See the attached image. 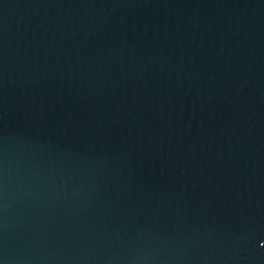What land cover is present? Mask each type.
<instances>
[{"label": "water", "instance_id": "obj_1", "mask_svg": "<svg viewBox=\"0 0 264 264\" xmlns=\"http://www.w3.org/2000/svg\"><path fill=\"white\" fill-rule=\"evenodd\" d=\"M0 264H264V0H0Z\"/></svg>", "mask_w": 264, "mask_h": 264}]
</instances>
